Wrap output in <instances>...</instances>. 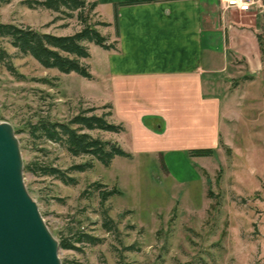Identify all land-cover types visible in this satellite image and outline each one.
I'll return each instance as SVG.
<instances>
[{
    "label": "rangeland",
    "instance_id": "1",
    "mask_svg": "<svg viewBox=\"0 0 264 264\" xmlns=\"http://www.w3.org/2000/svg\"><path fill=\"white\" fill-rule=\"evenodd\" d=\"M24 1L2 3L0 23L57 36L80 29L76 12L68 18L30 9ZM87 9L83 12L91 22L101 21L96 8ZM98 29L110 44L117 43L114 24ZM2 45L13 72L0 64V123L17 141L23 185L48 232L58 244L75 246L58 249L60 264H264V70L251 75L237 67L239 71L225 74L220 143L210 159L194 164L179 155L171 162L163 159L165 168L168 163L185 183L167 176L159 156L135 152L130 134L92 131L93 138L118 144L133 157H115L108 168L93 161L91 169L71 173L75 184L65 185L33 170L52 166L64 172L89 158L71 157L59 144L36 139L32 127L41 120L67 123L88 109L97 116L111 112L93 103L100 85L44 69L16 54L6 41ZM88 47L87 66L98 62L101 50ZM107 120L119 124L112 115ZM186 165L203 166L202 179ZM113 189L118 194L101 203L100 192ZM104 212L114 231L102 228ZM79 233L99 243L77 244Z\"/></svg>",
    "mask_w": 264,
    "mask_h": 264
},
{
    "label": "crops",
    "instance_id": "2",
    "mask_svg": "<svg viewBox=\"0 0 264 264\" xmlns=\"http://www.w3.org/2000/svg\"><path fill=\"white\" fill-rule=\"evenodd\" d=\"M92 1L101 21L118 27L115 49L100 48L88 65L100 85L93 103L110 106L135 152L210 159L188 152L219 147L225 74L263 72L264 11L226 10L219 0ZM167 168L174 183L186 182ZM186 168L202 179L203 166Z\"/></svg>",
    "mask_w": 264,
    "mask_h": 264
},
{
    "label": "trees",
    "instance_id": "3",
    "mask_svg": "<svg viewBox=\"0 0 264 264\" xmlns=\"http://www.w3.org/2000/svg\"><path fill=\"white\" fill-rule=\"evenodd\" d=\"M8 1L10 0H0V5ZM23 3L30 9L42 8L53 13L67 15L68 18H72L73 12H76L80 29L71 35L57 36L49 33H39L29 27L0 23V64L11 72H13L11 56L3 47V41H6L16 51V54L32 58L44 69L57 70L64 75L74 73L87 80H91V75L89 66L84 64V60L90 57L89 44H94L104 50H112L116 47V44H110L98 29L99 27H108L109 24L96 20L91 22L88 15L85 16L83 12L86 8H88V12L93 11L97 5L95 2L88 3L87 0H25ZM114 28L117 38L116 20ZM258 43L261 54L264 56L263 42L259 39ZM105 107L110 109V106ZM93 111L94 109L83 111L73 116L67 123L41 120L32 127V135L36 139L59 144L71 157L89 158L87 162L72 165L64 172L52 166H43L38 170H33V173L38 171L43 176L59 179L65 185H73L75 180L70 176L71 173H82L91 169L93 161L108 168L115 157L130 158V155L124 152L118 144L93 138L89 134L92 131L109 134H119L124 131L122 124H114L107 120V117H111V112L97 116L92 114ZM213 154L211 149L188 152L189 157H212ZM160 164L163 171L167 172L162 159H160ZM96 186L100 187V184ZM117 194L118 191L114 189L106 192L101 191V203ZM102 228L106 232L115 230V225L105 212ZM77 235L75 240L77 244L97 245L99 243V239L88 234L79 233ZM58 245L59 248L64 250L75 249V246L70 242L61 241Z\"/></svg>",
    "mask_w": 264,
    "mask_h": 264
},
{
    "label": "water",
    "instance_id": "4",
    "mask_svg": "<svg viewBox=\"0 0 264 264\" xmlns=\"http://www.w3.org/2000/svg\"><path fill=\"white\" fill-rule=\"evenodd\" d=\"M58 249L23 185L17 141L0 123V264H60Z\"/></svg>",
    "mask_w": 264,
    "mask_h": 264
},
{
    "label": "built area",
    "instance_id": "5",
    "mask_svg": "<svg viewBox=\"0 0 264 264\" xmlns=\"http://www.w3.org/2000/svg\"><path fill=\"white\" fill-rule=\"evenodd\" d=\"M222 8L238 12L264 11V0H219Z\"/></svg>",
    "mask_w": 264,
    "mask_h": 264
}]
</instances>
